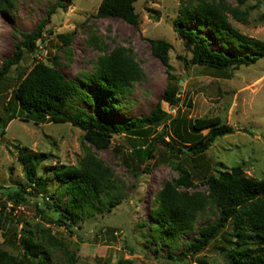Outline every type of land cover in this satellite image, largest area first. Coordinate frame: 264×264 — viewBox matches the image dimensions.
Here are the masks:
<instances>
[{
  "label": "rangeland",
  "instance_id": "1",
  "mask_svg": "<svg viewBox=\"0 0 264 264\" xmlns=\"http://www.w3.org/2000/svg\"><path fill=\"white\" fill-rule=\"evenodd\" d=\"M56 1L17 0L13 7L5 10L0 16V67L3 60L14 52L21 33L34 28ZM63 1L66 7H58L47 26L46 42L40 43L34 54L26 51L18 67L13 66L9 72L7 83L1 86L0 114L7 117L4 108L19 71L29 70L37 59L51 62L56 58L58 68L66 77L91 96L92 101L79 97L76 106L86 108L107 122L127 121L148 114L160 101L172 73L178 80L181 101L178 106L161 101L165 111L175 117L178 108L188 110L191 120L219 116L221 124L235 129L234 133L212 142L202 158L194 156L201 168L192 171L196 187L191 191H206L205 173L218 174L224 166L241 165L248 175L264 178V56L252 65L230 69L229 76L201 65L187 69L182 57L190 59L192 53L179 38L174 22L181 3L193 0H137V27L118 17H98L96 13L102 0ZM226 1L247 12L246 22L229 13L233 26L243 34L264 41V0H247L245 4L239 0ZM189 27L196 28L193 24ZM199 32L211 41L214 48H221V43L208 27ZM70 33L71 60L64 56L59 38L60 34ZM149 39H163L173 45L169 51L170 73L162 60L152 53ZM119 45L133 50L143 70V77L125 96L101 91L93 81L85 80L99 57ZM227 51L241 52L231 46ZM163 127L146 126L150 129L146 143L139 134H115L109 147L96 149L85 140L83 129L71 122L37 124L20 116L11 120L5 126L6 133L0 131V210L8 191L19 187L25 180L18 160L19 149L28 146L50 154V157L40 166V174L45 177L41 184L42 193L29 196L28 203H7L0 244L9 252L20 255L25 251L22 236L31 230L43 240L42 230L47 227L63 241L62 249L75 252L78 262L83 264H118L120 260H127L130 264H201L204 259L211 264H223L225 254L215 247V243L193 256L188 244L195 238V233L183 232L177 238H165L157 230L158 220L153 216L157 194L166 181L177 179L179 172L165 161L170 153L162 143H153L152 157L140 164L139 172L134 170L137 159L131 157V152L132 148L151 142ZM209 130L208 127L201 132L207 134ZM170 138L171 134L165 137L166 142ZM86 147H90L113 170L114 178L119 180L121 203L111 209L101 204V212L95 211L76 220L73 232H70L53 219L54 206L66 213L69 195L58 191L62 185L51 174L49 166L76 164L84 156ZM124 156L129 157L131 166L122 162ZM179 160L185 161L191 169L189 161L182 157ZM214 219V216L201 218L196 229ZM225 245L219 243L220 247ZM65 261L64 252L56 249L53 264H64Z\"/></svg>",
  "mask_w": 264,
  "mask_h": 264
},
{
  "label": "trees",
  "instance_id": "2",
  "mask_svg": "<svg viewBox=\"0 0 264 264\" xmlns=\"http://www.w3.org/2000/svg\"><path fill=\"white\" fill-rule=\"evenodd\" d=\"M136 1L102 0L96 15L118 17L137 27L139 15L135 8ZM246 1L239 0L241 4ZM16 2L17 0H0V16ZM58 7L64 8L66 3L57 0L34 28L21 33L14 52L1 64L0 91L1 86L8 81L12 67H18L25 52L34 54L39 50L40 43L46 42L47 26ZM229 13L239 20H247L246 10L233 7L226 0H193L181 3L174 29L192 53L190 59L182 57L187 69L201 65L220 75L229 76L227 72L230 69L252 65L264 56V41L240 32L231 23ZM189 24L196 28H190ZM205 27L221 43L220 49L214 48L211 41L199 32ZM59 38L63 44L64 56L71 60L72 34H60ZM149 41L152 53L162 60L170 73L172 66L169 63V51L173 45L163 39ZM230 46L241 52H228L227 48ZM57 63L56 58L51 62L37 59L29 70L19 71L4 108L7 117L0 114L1 134L6 133L5 126L19 116L37 124L71 122L83 129L87 142L96 149H102L111 145L115 134H139L146 143L150 130L146 126H164L151 142L132 148L131 152V157L137 159L134 170L139 172L140 164L152 157L155 148L153 143H162L170 153L165 161L179 172L177 179L164 183L156 197L153 216L158 220L159 234L165 238H177L183 232L195 233V238L188 244L193 256L215 243V247L225 254L223 264H264V178L248 175L241 165L232 168L224 166L218 174L205 173L204 181L208 186L206 191H191L196 187L192 171L194 168H201L194 156L202 158V154L218 137L234 133L233 126L221 124L219 116L191 120L188 110L178 108L175 117L165 111L161 101L173 106H178L181 101L178 80L172 73L169 74V82L160 101L148 114L127 121L107 122L86 108L76 106L79 97L92 101L91 96L76 82L68 79ZM142 77L143 70L137 63L133 50L119 45L99 57L85 80L93 81L101 91L114 96H125ZM208 127L209 132L202 134L201 130ZM170 134L171 138L166 142L165 137ZM49 157L50 154L37 152L28 146L19 149L18 160L25 180L22 185L6 194L5 203L0 210V230L9 201L13 205L24 204L28 203L29 196H39L42 193L41 184L45 182V177L40 174V166ZM180 157L192 164L191 169L185 161L179 160ZM128 159L129 157L124 156L122 162L131 166ZM49 169L62 185L58 191L69 195L66 213L54 206L53 219L70 232H73L76 220L95 211L101 212V204L111 209L121 203L119 180L114 178L111 167L90 147L85 148L84 156L76 164L56 163L49 166ZM205 216H214L215 219L196 229L197 222ZM42 233L43 240H39L33 231L28 230V234L22 236L25 251L20 255L9 252L0 244V264H53L56 249L64 252V264H83L78 262L75 252L62 249L63 241L54 236L50 228L44 227ZM220 242L226 245L220 247ZM209 262L204 259L201 264H211ZM118 264L130 262L120 260Z\"/></svg>",
  "mask_w": 264,
  "mask_h": 264
}]
</instances>
